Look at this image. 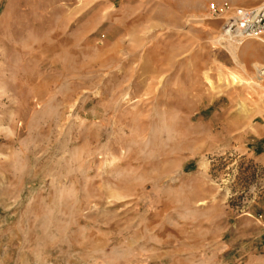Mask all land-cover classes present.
<instances>
[{
  "label": "rangeland",
  "instance_id": "1",
  "mask_svg": "<svg viewBox=\"0 0 264 264\" xmlns=\"http://www.w3.org/2000/svg\"><path fill=\"white\" fill-rule=\"evenodd\" d=\"M263 2L0 0V264H264Z\"/></svg>",
  "mask_w": 264,
  "mask_h": 264
},
{
  "label": "built area",
  "instance_id": "2",
  "mask_svg": "<svg viewBox=\"0 0 264 264\" xmlns=\"http://www.w3.org/2000/svg\"><path fill=\"white\" fill-rule=\"evenodd\" d=\"M212 11L219 15L222 10L211 6ZM224 33L239 40H264V2L257 7H239L234 9V15L225 23Z\"/></svg>",
  "mask_w": 264,
  "mask_h": 264
},
{
  "label": "bare ground",
  "instance_id": "3",
  "mask_svg": "<svg viewBox=\"0 0 264 264\" xmlns=\"http://www.w3.org/2000/svg\"><path fill=\"white\" fill-rule=\"evenodd\" d=\"M260 68H257V71L259 70ZM259 78L260 79H263L264 78V68H261V70L259 71ZM253 78H251L250 76L247 78V79H240V81L242 82V83H245V84H248V85H251V80H252ZM232 80H233V82H236V77H232ZM260 83H262V81H259ZM260 83L258 84H256V86L257 87H259V88H261V90H263L264 91V85H260Z\"/></svg>",
  "mask_w": 264,
  "mask_h": 264
},
{
  "label": "crops",
  "instance_id": "4",
  "mask_svg": "<svg viewBox=\"0 0 264 264\" xmlns=\"http://www.w3.org/2000/svg\"><path fill=\"white\" fill-rule=\"evenodd\" d=\"M257 2V0H243V3H246V4H254V3H256Z\"/></svg>",
  "mask_w": 264,
  "mask_h": 264
}]
</instances>
